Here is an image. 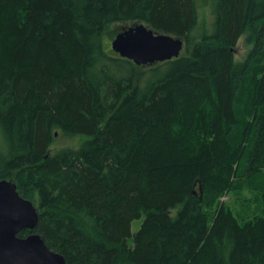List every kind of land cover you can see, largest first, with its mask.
<instances>
[{
    "label": "trees",
    "instance_id": "trees-1",
    "mask_svg": "<svg viewBox=\"0 0 264 264\" xmlns=\"http://www.w3.org/2000/svg\"><path fill=\"white\" fill-rule=\"evenodd\" d=\"M204 1L213 31L194 40L198 0H0V179L66 264H264V0ZM117 22L185 53L136 65ZM55 132L89 137L50 154ZM234 183L258 212L220 200Z\"/></svg>",
    "mask_w": 264,
    "mask_h": 264
},
{
    "label": "water",
    "instance_id": "water-1",
    "mask_svg": "<svg viewBox=\"0 0 264 264\" xmlns=\"http://www.w3.org/2000/svg\"><path fill=\"white\" fill-rule=\"evenodd\" d=\"M111 47L121 57L146 66L178 57L183 39L134 22L115 34ZM37 222L33 202L19 194L11 179H0V264H66L63 255L33 232ZM26 229L30 232L20 236L19 232Z\"/></svg>",
    "mask_w": 264,
    "mask_h": 264
},
{
    "label": "rangeland",
    "instance_id": "rangeland-1",
    "mask_svg": "<svg viewBox=\"0 0 264 264\" xmlns=\"http://www.w3.org/2000/svg\"><path fill=\"white\" fill-rule=\"evenodd\" d=\"M199 2V18L197 26L191 32V38L197 40L201 37L202 34H211L213 31V14L209 8V4L204 0H198ZM133 24V22H117L112 24L106 32L107 37L109 36V42L115 36V34L122 29L128 27L129 25ZM245 35H242L237 40L235 46L232 48L234 57L236 60H244L249 51L251 50V43L245 44L244 41ZM185 53V46L183 44V49L181 50L180 54ZM89 136L77 134L73 136H67L62 133H57L55 135V139L52 144L49 146L48 152L52 154L53 152L57 151L63 147H77L79 144L87 139ZM238 182V181H235ZM239 183H234L231 189L228 192H224L220 197V200L225 201L231 204V208L233 211L238 212L237 214L245 218V216L249 213L248 210L253 209V211L258 212L260 210L262 200L259 198L262 196V192L258 191L255 188H252L251 192L247 190H243L239 187ZM239 190V191H238ZM250 197V200L247 198ZM142 221V217L139 219H134L131 221L130 224V231L131 234L136 232L139 228ZM132 237H129L127 242L131 243Z\"/></svg>",
    "mask_w": 264,
    "mask_h": 264
}]
</instances>
